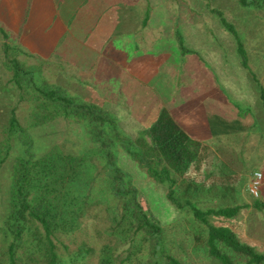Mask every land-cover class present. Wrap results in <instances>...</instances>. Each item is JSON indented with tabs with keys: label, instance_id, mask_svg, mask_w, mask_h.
I'll use <instances>...</instances> for the list:
<instances>
[{
	"label": "trees",
	"instance_id": "1",
	"mask_svg": "<svg viewBox=\"0 0 264 264\" xmlns=\"http://www.w3.org/2000/svg\"><path fill=\"white\" fill-rule=\"evenodd\" d=\"M238 2L245 9H264V0ZM57 7L71 14L66 24L69 19L68 23L79 22L83 29L88 23L92 27L90 33L87 31L70 46L65 45L60 55L53 53L49 59L61 60L66 54L81 66L90 55L86 46L90 37L98 34L110 42L111 35L122 33L120 27L125 20L120 15L124 7L120 0H57ZM113 8H118V17L114 27L108 28L107 23L103 24L106 16H102ZM72 12L77 14L72 16ZM214 13L238 39L222 12ZM149 16L150 10L142 19L143 26ZM0 27L7 50L3 67L11 73L10 87L0 93L8 99L7 94L17 90L19 99H26L31 107L30 134L16 117V107L11 109L1 132L0 172L10 164V183L5 196H0L4 208L0 214V264H187L181 256L185 255V246L145 210L139 189L121 165L120 156L134 161L150 179L164 186L167 200L191 217L186 224L192 231L184 239L192 241L190 251L212 264H264V254L242 240L235 227L243 207L218 205L203 209L189 198H178L177 187L197 190V175H206L202 173L205 168L215 169V159L225 165V156L221 158L224 149L209 151L166 110L141 133H127L111 107L74 96L55 80L50 82L47 75L51 60L27 67L20 58L24 53L21 46L9 45L13 32ZM177 37L183 39L178 32ZM237 52L242 67L249 70V58L240 39ZM257 90L264 111V89L259 86ZM60 120L72 121L84 130L87 146L81 154L64 153L57 145L45 152L35 148L31 134L43 138L38 131ZM260 195L251 193L252 207L262 212L264 198ZM87 226H95L98 235L104 237L100 245L91 243Z\"/></svg>",
	"mask_w": 264,
	"mask_h": 264
},
{
	"label": "rangeland",
	"instance_id": "2",
	"mask_svg": "<svg viewBox=\"0 0 264 264\" xmlns=\"http://www.w3.org/2000/svg\"><path fill=\"white\" fill-rule=\"evenodd\" d=\"M23 2L25 0H0V26L2 25L5 32H13L10 46L18 44V35L28 33L25 27L21 28V32L13 31L16 14L19 13L18 5ZM120 2L124 4L120 10V15L125 20L120 27L122 33L119 35L115 32L111 35L106 54L110 58L109 52H113L112 48L118 50L119 68H116L110 81L114 83L115 92L125 94L128 104L119 96L116 97L121 105L119 111L113 113L120 118L126 132L135 136L153 123L158 110L162 112L166 109L188 135L209 147V151L224 149L220 151L222 160L225 156V165L215 159V169L205 168L202 173L206 172V175H197V190H188L181 185L177 187L178 198H189L203 209L218 205L243 207L242 218L237 219L235 227L242 240L254 245L258 252L264 254V211H254V198L251 196L254 174L258 172L263 176L259 192L264 198V134L261 133L264 131V111L257 90L259 86L264 89V9H245L238 0ZM57 9L59 8H50L48 5L47 11L57 12ZM148 10L150 16L147 24L143 26L142 19ZM59 11L63 21L71 17L68 11ZM215 11H221L227 22L233 25L247 52L249 70L240 63L238 39L224 28ZM118 12V8H113L103 14L102 18L106 16L103 24L107 23L108 28L114 27ZM76 14L77 12H72V16ZM68 20L67 32L62 35L56 48H51L54 50L63 46L57 51L54 50V56L60 55L65 45L70 46L72 42L85 36L92 27L88 23L83 29L79 22L68 23ZM58 21L57 17L48 23L40 34L53 30ZM131 32H136V37L128 40L127 37L122 38ZM177 32L181 33L183 39H178ZM143 33L145 35L142 37ZM86 38L79 42L83 44ZM142 39L146 41V49L135 44V41L140 42ZM5 41L0 32V90L10 87L11 73L3 67L7 51L3 45ZM34 41H37L36 38ZM123 42H129L130 46L124 47ZM26 51L32 56L22 53L20 58L27 67L41 64L40 57L32 54L29 49ZM142 61V70H138L136 63ZM49 64L50 71L47 76L50 82L55 80L72 95H78L82 99L111 108L115 106L110 99L107 100L108 97L112 99L115 96L110 88L108 95L97 87L80 84V76L77 78L75 72L69 71L70 66L62 60L53 59ZM7 98L0 93V142L4 140L1 132L14 107L19 122L28 130L31 111L29 102L26 99L20 100L17 90L11 95L7 94ZM121 107L123 110H120ZM125 112L131 117L135 115L142 119L135 121L124 118ZM47 128L38 131L43 138L37 137L34 132L31 134L37 150L45 152L50 146L57 145L64 153L79 155L86 149L87 136L80 125L60 120ZM28 133L31 131L28 130ZM230 160L233 163L229 164ZM120 163L133 177L145 210L150 211L168 233L178 237L185 246V255H181L183 251H180V255L187 264H212L203 255L190 251L192 241L188 243L184 239L192 231L186 224V220L191 217L176 209L167 200V189L150 179L131 159L120 156ZM9 171L10 164H6L0 172L3 192L0 193L1 197L5 196L10 183ZM226 191L235 192L226 194ZM3 211L4 208L0 205V214ZM87 227L91 243L100 245L104 237L98 235L95 226Z\"/></svg>",
	"mask_w": 264,
	"mask_h": 264
},
{
	"label": "crops",
	"instance_id": "3",
	"mask_svg": "<svg viewBox=\"0 0 264 264\" xmlns=\"http://www.w3.org/2000/svg\"><path fill=\"white\" fill-rule=\"evenodd\" d=\"M48 5L50 6V8L57 7V0H25V2H23L21 5H18L19 13L16 14L17 18L13 29V31L14 30L16 31L15 33H18L19 31L21 32L22 27H25V30H27L28 33L27 34L23 33L22 35H18L16 37L17 39L16 41L18 45L23 47L21 48L23 49L25 55H31L28 54L26 51L27 49H29L32 54L40 57L42 60L45 59L48 60L50 58V56L54 53V50H56V49L51 50L52 46L56 48V46L58 45L59 41L62 38V35H64L67 32L66 30L67 24L65 20L64 21L62 20L61 17L62 14L59 11V9H57V12L55 11L48 12L47 11ZM57 17L59 18V21L55 24L54 29L51 30L50 32L40 34L42 29L45 28V26L48 23L52 22ZM132 33L133 32L127 33L128 35L122 36V38L127 37L126 40H128V38L136 37V32H134L133 35H131ZM144 35L145 33L142 34V37ZM35 38L37 40L36 42L34 41ZM120 38L121 37H119V39ZM135 44L139 45L143 49L147 48V44L144 39L140 40V42L135 41ZM118 45H119V41H118ZM86 46L90 50V55L89 57L86 58L85 60L86 63H82L81 66H77V62H76L77 59H73V57H71L70 55L64 54V58H62L61 60L63 61L64 64L66 65L68 64L70 66L71 70L69 71L73 73L75 72L77 78L80 76V78H78L80 84L82 85L84 84L87 87H97L103 90L108 95H110V89H111L112 93H115V96H112V99L111 97H108L107 100L110 99L111 104L115 105L114 107L112 106V109L114 108L113 111H119L118 108L119 105H121V103L117 101L115 98L119 96L125 104H128V102L127 99L124 97L125 95L124 93H121L119 91L118 92L116 91L117 93L115 92L114 83H111L110 81V78L114 77L116 68H119L120 58H118L119 57L117 53L118 50L112 48L113 52L112 53L109 52V55L111 57L110 58L107 57L106 52L110 46V42H107V40L105 41V38L98 34L96 35V37L93 36L90 37V39L86 43ZM123 46L124 47L130 46V43L127 42L125 44L123 42ZM92 51L94 52L93 56H92ZM53 59H57V58H52L49 60H53ZM81 60H83V57H81ZM143 64H144L143 61L137 62L136 63L137 69L142 70ZM120 110H123L122 107L120 108ZM160 113L161 111L158 110L157 115L153 120V123L160 115ZM256 116L258 115L256 114ZM124 118H128V119L130 118L135 121H137L138 118L142 119L141 117L135 115L131 117L127 112H125Z\"/></svg>",
	"mask_w": 264,
	"mask_h": 264
},
{
	"label": "built area",
	"instance_id": "4",
	"mask_svg": "<svg viewBox=\"0 0 264 264\" xmlns=\"http://www.w3.org/2000/svg\"><path fill=\"white\" fill-rule=\"evenodd\" d=\"M262 178H263V176L261 173L256 172L254 174V179H253L252 185H251V193L255 197L259 196V188H260V185L262 183Z\"/></svg>",
	"mask_w": 264,
	"mask_h": 264
}]
</instances>
